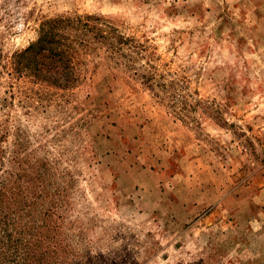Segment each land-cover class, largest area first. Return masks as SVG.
<instances>
[{
  "label": "rangeland",
  "instance_id": "374dc122",
  "mask_svg": "<svg viewBox=\"0 0 264 264\" xmlns=\"http://www.w3.org/2000/svg\"><path fill=\"white\" fill-rule=\"evenodd\" d=\"M56 16L125 43L12 70ZM0 194V264H264V0H0Z\"/></svg>",
  "mask_w": 264,
  "mask_h": 264
},
{
  "label": "trees",
  "instance_id": "16d2710c",
  "mask_svg": "<svg viewBox=\"0 0 264 264\" xmlns=\"http://www.w3.org/2000/svg\"><path fill=\"white\" fill-rule=\"evenodd\" d=\"M125 40L115 28L98 18L56 16L40 22L35 40L12 55L11 68L17 72L25 71L37 81L67 88L75 81L73 64L80 50H90L97 43L101 48L106 43L103 52L112 58ZM30 253L22 250L15 263L26 264V259L31 258Z\"/></svg>",
  "mask_w": 264,
  "mask_h": 264
}]
</instances>
